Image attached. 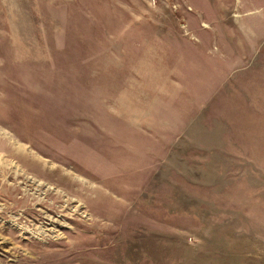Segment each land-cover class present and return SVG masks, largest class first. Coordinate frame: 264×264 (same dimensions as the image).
Returning <instances> with one entry per match:
<instances>
[{"label":"rangeland","instance_id":"374dc122","mask_svg":"<svg viewBox=\"0 0 264 264\" xmlns=\"http://www.w3.org/2000/svg\"><path fill=\"white\" fill-rule=\"evenodd\" d=\"M0 264H264V0H0Z\"/></svg>","mask_w":264,"mask_h":264},{"label":"bare ground","instance_id":"6f19581e","mask_svg":"<svg viewBox=\"0 0 264 264\" xmlns=\"http://www.w3.org/2000/svg\"><path fill=\"white\" fill-rule=\"evenodd\" d=\"M15 220V219H14ZM54 223V222H53ZM51 224V223H50ZM58 225V224H57ZM18 226V225H17ZM22 227V226H21ZM25 228V227H24ZM35 228V230L37 231V233L36 234H34L36 237L38 236V237H45V232H46V230H44V229H42L41 227H39V226H37V227H34ZM17 229H18V227H17ZM19 230V229H18ZM21 231V230H20ZM23 231V230H22ZM49 231V230H48ZM53 233H58V231H56V230H51ZM51 231H49V232H51ZM21 233V232H20Z\"/></svg>","mask_w":264,"mask_h":264}]
</instances>
